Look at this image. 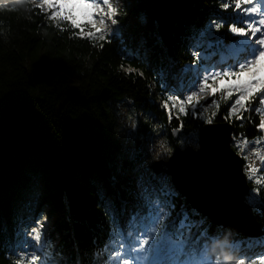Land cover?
Instances as JSON below:
<instances>
[{"label": "trees", "instance_id": "16d2710c", "mask_svg": "<svg viewBox=\"0 0 264 264\" xmlns=\"http://www.w3.org/2000/svg\"><path fill=\"white\" fill-rule=\"evenodd\" d=\"M218 3L126 0L117 26L123 30L103 49L99 42L69 38L71 30L61 32L32 4L28 10L18 0L0 4V264H13L15 234L46 211L61 218L48 235L55 245L57 264H93L94 253L109 239L111 221L98 193L102 189L112 198L117 212L122 202L127 201L129 208L133 202L129 192L134 179L117 169L125 165L116 161L122 156L112 104L130 101L149 118L137 116L143 146L154 133L152 116L167 131L171 146L178 148L171 134L178 122L173 119L169 125L160 106L165 90L157 72H176L193 62L190 45L195 33L217 13ZM224 39L233 37L225 35ZM143 50H147L146 57L141 55ZM129 67L136 71L126 73ZM169 83H173L171 76ZM226 109L222 103L214 123L228 122ZM181 119L184 137L192 132L200 136L205 125L201 120ZM253 119L259 123L258 117ZM228 123L233 134L244 133L249 141L259 135L247 120L243 127L240 121ZM37 188L44 191V197L36 196ZM176 191L177 213L184 205L190 214L195 210L207 219L209 236L203 242L212 257L220 249L216 256L230 263L232 244L264 239V217L254 215L261 234L255 229L252 237L247 236L234 230L236 222L230 223L232 227L214 223Z\"/></svg>", "mask_w": 264, "mask_h": 264}, {"label": "snow or ice", "instance_id": "6c2138e0", "mask_svg": "<svg viewBox=\"0 0 264 264\" xmlns=\"http://www.w3.org/2000/svg\"><path fill=\"white\" fill-rule=\"evenodd\" d=\"M32 6L61 32L71 30L69 38L99 42L101 49L123 30L117 27L123 7L120 0H37ZM225 35L233 39L226 42ZM190 50L191 64L176 72H157L160 87L165 90L160 106L169 125L173 119L178 122L171 134L181 145L188 141L198 144V133L181 138V117L191 116L211 125L222 103L227 105L226 121H240V127L245 120L253 124L257 137L249 141L241 133L233 134L232 139L237 154L245 161L241 171L253 185L243 204L252 214L264 217V0H219L217 13L196 31ZM128 54L125 49L124 55ZM141 55L146 57L147 50ZM125 71L131 74L136 70L129 67ZM139 75L143 77L142 72ZM209 99L210 103H202ZM210 109L214 110L209 116ZM137 134L138 123L133 121L128 139ZM154 145L150 141L147 146L150 156ZM137 151L143 149H135L132 154ZM165 157L170 158L164 155L160 160ZM129 194L131 208L124 201L117 212L114 200L102 189L98 193L111 221L109 239L94 253L93 264H222L218 257L209 255L203 242L209 236L207 219L195 210L190 214L184 205L177 213L179 194L163 173L149 165L138 168ZM47 219L41 216L15 234L13 264H57L55 245L45 231ZM230 248V264H264V239L255 243L241 240ZM255 248L260 250L254 252Z\"/></svg>", "mask_w": 264, "mask_h": 264}, {"label": "bare ground", "instance_id": "6f19581e", "mask_svg": "<svg viewBox=\"0 0 264 264\" xmlns=\"http://www.w3.org/2000/svg\"><path fill=\"white\" fill-rule=\"evenodd\" d=\"M213 129L202 152L191 158H181L183 166L177 167L175 174L178 175L180 185L198 211L202 208L210 212L216 206L236 219L237 222L233 227L236 232L252 237L251 233L257 229V226L249 216V210L241 208L239 204L244 189L239 175V161L231 154L233 162L228 161L225 138L229 129L227 127ZM208 132L210 130L207 129L204 133Z\"/></svg>", "mask_w": 264, "mask_h": 264}, {"label": "rangeland", "instance_id": "374dc122", "mask_svg": "<svg viewBox=\"0 0 264 264\" xmlns=\"http://www.w3.org/2000/svg\"><path fill=\"white\" fill-rule=\"evenodd\" d=\"M3 1H5V0H0V4ZM120 3L123 6L126 3V0H120ZM72 78L74 80L78 79L76 75H72ZM206 101H207L206 103H210V99L206 100ZM204 102L205 101H202V103H204ZM112 105H113V111L115 113L116 120H117L116 121V139L119 141L120 150H121L120 154L122 156L120 159H117L116 161H118L119 164L125 165L124 168H121V166H118L117 169L122 170L126 173L128 172L129 174L132 175L133 179H135V175L137 174L138 168L142 169L143 166L149 165L152 167V169L154 171H156L157 163L162 162L163 163L162 164V171L160 173H163L166 176V178L168 179V181L171 183V185L175 188V186L173 185L172 176L167 171V170H169V168L166 164L170 160L173 153L175 152V148H173L171 146V144L169 143L167 131L164 129H160L156 120L153 119L152 116H150L151 121H154V126H153V132L154 133L147 136L146 142H145L146 144L144 146L142 145L143 144V142H142L143 136H141V134H137L136 137H134L132 140H129L128 136H127V132H128V129L130 128L131 124L133 123V121L137 122V116L141 115L144 120L149 119V118L144 116V114L143 115L140 114L139 111H137L135 109V107L133 106V104L130 101L122 100L119 102H115ZM213 110L214 109H210L209 113L207 115L210 116L211 111H213ZM226 112H227V109H226ZM196 134L197 133L192 132L191 135H196ZM180 136H181V138H186L183 136L182 133H180ZM197 139H198V141H200L199 134L197 136ZM150 141L155 143V145H154L155 151L152 153V156H150L148 154V151H147V146H148ZM177 142L179 145L178 147L182 150H186L189 147H191L194 150H198L200 148V142L198 144H194L191 141H188L187 143H185L183 145H181L180 141L177 140ZM231 146L233 149H235L234 151L237 154V148L234 145L233 140L231 142ZM135 149H143V151H137L133 155L132 153ZM164 155L170 156V158L165 157L163 160H160L162 158V156H164ZM228 159H229L228 161L230 163L233 162V160H232L233 158L230 155H229ZM157 160H160V161H157ZM128 161L133 162V165L131 166L130 169H127V167H128V165L130 166V164L132 162L128 163ZM182 162L179 165L180 167L183 166ZM244 163H245V161H244ZM241 174L242 173H240V170H239V175L242 179L243 176ZM242 182L244 183L243 180H242ZM248 185H249V183H248ZM250 188H251V186L249 185V189ZM245 190H246V187L244 185L243 191H245ZM35 194H36V196H38V195H43V197L45 196V193L43 190H41V188H37L35 191ZM38 200L39 199H36V202H38ZM210 213L215 218H217V219L221 218L225 222H230V223L237 222L236 219L232 218V216H229L225 211L217 208L216 206H214L211 209ZM42 216H46L48 218L47 223L45 225V231H46L47 237H48V235L54 231L55 225L61 221V218L59 215H56L54 213L49 214L47 211ZM238 218H240V220L243 221V219L241 217H238ZM34 221L32 220V223ZM48 225H51L50 229H49ZM258 229L260 232L258 231ZM261 230H262L261 227H257V230H256L257 235L261 234ZM219 251H221V250L218 249L216 251V254H215V256H213V258L215 259L218 257L220 259V261L222 262V264H230L225 260L224 256H216L219 254Z\"/></svg>", "mask_w": 264, "mask_h": 264}, {"label": "water", "instance_id": "95a60500", "mask_svg": "<svg viewBox=\"0 0 264 264\" xmlns=\"http://www.w3.org/2000/svg\"><path fill=\"white\" fill-rule=\"evenodd\" d=\"M224 127H227L229 129V132H228V135H227V138L226 139V149H227V152H228V155H233L238 161H239V170H240V173H242L241 169H242V165L244 164V160H242L240 158V156L238 154H236V152L234 151V149L232 148L231 146V142H232V137H233V132H234V128L232 127V125L228 122H224V123H213L211 125H207L205 124L202 129L200 130V148L198 150H194L192 149L191 147L187 148L186 150H182L180 149L179 147L175 149V152L174 154L171 156L170 160L166 163L169 170H167L171 175H172V179H173V185L175 186V188L180 192L182 193L183 196H185V198L187 199V201L194 207V204L191 202L190 198L188 197V194L185 193V191L183 190V187L180 185L179 183V178H178V175L175 174L176 173V168L179 167L180 163L183 161L181 158H184L185 157H194L196 155H199L203 148H204V144L206 141H208L211 137V132L212 130H214L213 128L217 129V128H224ZM208 130H210V132H208L207 134H205L204 132H206ZM178 157V158H177ZM183 163V162H182ZM162 162H158L157 165H156V171L158 173H160L162 171ZM174 174V176H173ZM176 175V176H175ZM243 176V178L241 179V181L243 180L244 183L243 185H245L246 187V190L245 191H242L241 195H240V201H239V204L242 207H244L246 209V207L244 206L243 204V199H244V196L245 194L249 191V185H248V181H246L245 179V176L244 174L242 173L241 174ZM174 177H176L174 179ZM177 179V181H176ZM244 190V189H242ZM194 201V200H193ZM196 204V203H195ZM198 205V204H196ZM200 207V205H198ZM195 208V207H194ZM201 208V207H200ZM243 208V209H244ZM199 211L205 215H209L211 217V219L213 220L214 223L218 224V225H223L225 227L227 226H231L230 222H225V221H218L217 218H215L213 215V217L210 215L211 213L209 211H206L205 209H199ZM205 211V212H204ZM249 216H251V219L252 221L255 223L256 225V219H255V216L254 214H252L250 211H249ZM215 218V219H214ZM257 226V225H256Z\"/></svg>", "mask_w": 264, "mask_h": 264}, {"label": "clouds", "instance_id": "9594fccd", "mask_svg": "<svg viewBox=\"0 0 264 264\" xmlns=\"http://www.w3.org/2000/svg\"><path fill=\"white\" fill-rule=\"evenodd\" d=\"M37 0H18V3L25 7L26 10H28V5L29 4H35ZM13 9H15V5L13 6Z\"/></svg>", "mask_w": 264, "mask_h": 264}]
</instances>
